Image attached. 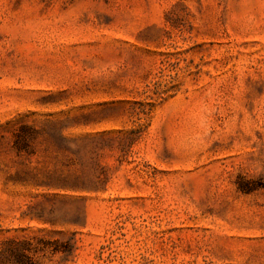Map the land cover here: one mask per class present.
I'll use <instances>...</instances> for the list:
<instances>
[{
  "label": "rangeland",
  "instance_id": "374dc122",
  "mask_svg": "<svg viewBox=\"0 0 264 264\" xmlns=\"http://www.w3.org/2000/svg\"><path fill=\"white\" fill-rule=\"evenodd\" d=\"M264 264V0H0V264Z\"/></svg>",
  "mask_w": 264,
  "mask_h": 264
},
{
  "label": "trees",
  "instance_id": "16d2710c",
  "mask_svg": "<svg viewBox=\"0 0 264 264\" xmlns=\"http://www.w3.org/2000/svg\"><path fill=\"white\" fill-rule=\"evenodd\" d=\"M11 258H13V264H23L22 260L26 259L27 257L24 256V254L20 253V252H11Z\"/></svg>",
  "mask_w": 264,
  "mask_h": 264
}]
</instances>
